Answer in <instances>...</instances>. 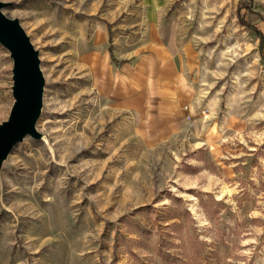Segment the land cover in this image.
I'll return each mask as SVG.
<instances>
[{
    "label": "rangeland",
    "instance_id": "obj_1",
    "mask_svg": "<svg viewBox=\"0 0 264 264\" xmlns=\"http://www.w3.org/2000/svg\"><path fill=\"white\" fill-rule=\"evenodd\" d=\"M0 1L45 77L43 137L0 168V264H264V0ZM163 45L184 86L166 135L101 91ZM11 69L0 44V122Z\"/></svg>",
    "mask_w": 264,
    "mask_h": 264
},
{
    "label": "crops",
    "instance_id": "obj_2",
    "mask_svg": "<svg viewBox=\"0 0 264 264\" xmlns=\"http://www.w3.org/2000/svg\"><path fill=\"white\" fill-rule=\"evenodd\" d=\"M162 53V59L156 53L137 57L132 62L118 59L121 60L117 63L120 69L114 77L102 79L101 91L104 93L109 89L105 88L107 83L113 84L109 97L117 101L118 107L129 110L134 116L143 117L148 131L154 132L159 123L162 133L166 135L174 133L177 125L182 130L183 115L177 108L178 98L184 95V86L179 77L174 76L173 50L163 45Z\"/></svg>",
    "mask_w": 264,
    "mask_h": 264
},
{
    "label": "water",
    "instance_id": "obj_3",
    "mask_svg": "<svg viewBox=\"0 0 264 264\" xmlns=\"http://www.w3.org/2000/svg\"><path fill=\"white\" fill-rule=\"evenodd\" d=\"M0 1V44L12 59L13 103L8 117L0 122V168L13 147L26 136L41 139L36 123L43 106L45 77L40 66L39 50L18 18L8 17Z\"/></svg>",
    "mask_w": 264,
    "mask_h": 264
},
{
    "label": "trees",
    "instance_id": "obj_4",
    "mask_svg": "<svg viewBox=\"0 0 264 264\" xmlns=\"http://www.w3.org/2000/svg\"><path fill=\"white\" fill-rule=\"evenodd\" d=\"M241 5H245L248 9L250 8V4H249L248 0H241ZM111 56H112V54H111ZM113 60H115V62H117V63L119 62L116 59H113Z\"/></svg>",
    "mask_w": 264,
    "mask_h": 264
}]
</instances>
